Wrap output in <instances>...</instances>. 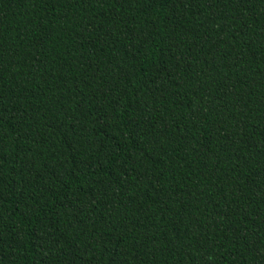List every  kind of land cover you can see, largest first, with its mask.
<instances>
[{"label":"trees","instance_id":"16d2710c","mask_svg":"<svg viewBox=\"0 0 264 264\" xmlns=\"http://www.w3.org/2000/svg\"><path fill=\"white\" fill-rule=\"evenodd\" d=\"M0 264H264V0H0Z\"/></svg>","mask_w":264,"mask_h":264}]
</instances>
